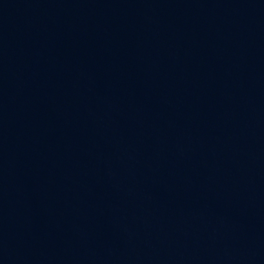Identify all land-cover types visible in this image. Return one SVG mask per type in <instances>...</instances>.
I'll use <instances>...</instances> for the list:
<instances>
[{
  "label": "water",
  "instance_id": "95a60500",
  "mask_svg": "<svg viewBox=\"0 0 264 264\" xmlns=\"http://www.w3.org/2000/svg\"><path fill=\"white\" fill-rule=\"evenodd\" d=\"M0 264H264V0H0Z\"/></svg>",
  "mask_w": 264,
  "mask_h": 264
}]
</instances>
